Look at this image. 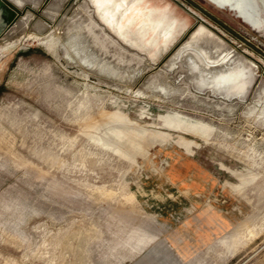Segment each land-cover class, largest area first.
<instances>
[{
	"label": "rangeland",
	"instance_id": "rangeland-1",
	"mask_svg": "<svg viewBox=\"0 0 264 264\" xmlns=\"http://www.w3.org/2000/svg\"><path fill=\"white\" fill-rule=\"evenodd\" d=\"M191 1H144L186 24L157 59L88 0L12 3L19 15L0 38V264H264V0H246L255 28ZM190 34L236 49L244 90L167 67Z\"/></svg>",
	"mask_w": 264,
	"mask_h": 264
},
{
	"label": "bare ground",
	"instance_id": "bare-ground-1",
	"mask_svg": "<svg viewBox=\"0 0 264 264\" xmlns=\"http://www.w3.org/2000/svg\"><path fill=\"white\" fill-rule=\"evenodd\" d=\"M88 1L94 8L97 19L106 29L109 28L122 39L128 38V43L132 46L148 48L154 59L167 52L178 35L186 30V24H182L168 7L163 9L154 6L147 7L145 0ZM207 1L216 7L225 5L221 8L223 10L228 9L236 14L240 13L239 18L241 20L244 18L246 23L248 15L246 0ZM11 2L19 8L28 4L27 0H11ZM133 24L136 30L130 27ZM248 25L251 26L250 23ZM191 34L168 56L167 67L171 70L179 66L186 68L189 79L197 81L202 87H213L225 91L236 87L244 90L249 73L247 66L243 64L241 57L235 51L236 49L233 50L230 46L223 47L219 42L208 40L204 35L189 41ZM77 52L78 50L76 54ZM77 55H80L78 59L81 62L85 60V56Z\"/></svg>",
	"mask_w": 264,
	"mask_h": 264
},
{
	"label": "water",
	"instance_id": "water-1",
	"mask_svg": "<svg viewBox=\"0 0 264 264\" xmlns=\"http://www.w3.org/2000/svg\"><path fill=\"white\" fill-rule=\"evenodd\" d=\"M190 1L191 3H193L191 0H188ZM196 7H198L202 12H204L206 15L212 17V18H215L213 15H211L209 12H207L206 10H204L203 8L197 6L196 4H194ZM225 5H218L217 7L219 9L221 8H224ZM232 10H234L233 8H231ZM233 14L236 16V17H241V14L240 13H235L234 11H232ZM195 15V13H192ZM19 15V12L17 9H15V7L9 3L7 0H0V38L3 36V34L6 32L7 28H9L15 21V19L18 17ZM243 21H244V18H243ZM253 26V28H255L254 25H251ZM247 45H249L250 47H252L253 49H256L249 41H247L246 39H243L241 38ZM183 42V41H181ZM180 42V43H181ZM179 43V44H180ZM173 44V43H172ZM178 44V45H179ZM130 45V44H129ZM178 45L175 47V49L178 47ZM132 46V45H130ZM138 46V45H136ZM174 49V50H175ZM173 50V51H174ZM257 50V49H256ZM261 54L264 55V53L260 52Z\"/></svg>",
	"mask_w": 264,
	"mask_h": 264
}]
</instances>
